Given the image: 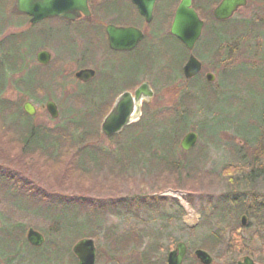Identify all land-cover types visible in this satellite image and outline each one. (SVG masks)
Segmentation results:
<instances>
[{
	"label": "trees",
	"instance_id": "trees-1",
	"mask_svg": "<svg viewBox=\"0 0 264 264\" xmlns=\"http://www.w3.org/2000/svg\"><path fill=\"white\" fill-rule=\"evenodd\" d=\"M15 2L16 0H0V35L11 25L20 26L23 20L29 21L27 15L17 11ZM195 7L203 17L199 6L195 4ZM205 21L204 32L207 34L204 33V37L213 36L216 41L212 42L210 47L206 46V53L209 52V55L203 59L216 60L218 47H224L228 48L226 54H221V60L218 58L221 61V66L218 68L220 75L228 67L248 66L244 63L231 65L230 61L226 63L229 54L235 51L232 46L238 44L247 26L242 32L231 19L219 22L212 17L210 21L207 19ZM262 27L264 28V24ZM33 32L30 28L21 33L8 34L0 42V123L5 129L13 131L9 136L5 134L1 136L0 155L4 153L8 157L18 158L21 163L23 161V165H18L19 168L13 167L15 169L11 170L0 166V192L9 199L10 205L19 211L35 213L37 217H44L50 221L49 225H51L44 232L46 235L52 234V237L48 238L45 248L49 245L53 249H60V243L64 242L61 233L67 230V227L73 229V235L67 240L69 242L85 237L97 238L98 233L103 230L105 241L111 251L120 253L129 249L135 241L139 244L143 238L138 233L113 230L112 227L105 225V221L109 216L133 217L138 216L139 209L146 211L155 209L153 198L147 195L119 194L123 181L131 180L130 176L135 170L133 168L147 165L149 169L154 167L159 170L164 169L155 174L156 179H160L165 173H173V176L185 182L190 181L191 184L195 182L197 188L206 186L210 188L211 182L216 178L220 179L217 182L227 184L228 189L216 201L214 211L208 213L211 220L220 222L223 227L217 225L212 228L213 231L200 243L192 244V249L216 250L219 247L231 257L230 260L221 263L220 258L216 256L218 260L212 264H237L236 257L240 255L254 257L249 248V241L239 232L241 228L239 219L245 214L248 217L247 227L254 225L257 234L261 237V249L264 253V192L260 191V184L264 185V99L261 113L257 111L251 113L256 129L242 133L224 129L217 134L218 136H207L203 135V131L197 128V123L194 121L195 112L197 117L199 114L193 89L195 86L204 85L205 94L212 97V89L209 87L214 88V86L200 75L188 81L184 79L180 84L181 87L177 88L180 90L178 106L174 104L162 107L145 115L148 106V102H145L143 111L144 108L146 110L141 118L127 126L121 133L108 137L114 145L107 147L98 125L108 109L109 100L102 101L100 98L92 97L99 95L93 90L91 81L81 82L80 87L83 89L72 96L73 101L80 102L79 106L86 108L76 109L73 110L74 112L71 111L72 114L69 112V116H62L53 127L45 124L35 125V117L24 111L21 104L23 95L43 101L45 97L44 99L35 97V91L41 87L42 89L48 87L47 82L53 76V72H49L51 64L39 66L32 64L31 60L40 48L30 47ZM261 35L264 37V29ZM169 36L183 46L186 51L185 59L188 55L187 48L170 32ZM257 47L258 49L253 47V50H248V53L264 60V40ZM198 56L202 58L201 55ZM184 59L178 74L170 67L156 69V72L161 76L165 75L169 81L174 80L182 74ZM146 62H150L146 64L147 66L151 65L152 59H147ZM249 66L256 69L252 65ZM257 78L264 82V66L257 69ZM135 81L129 86L124 85V89L118 91L130 90L136 84ZM221 83L222 81L219 85ZM8 87L14 88L19 95H22L19 100H11L4 95ZM113 94L109 97L111 98ZM88 98L92 100L88 102ZM85 100L88 103L93 101L98 105L84 104ZM193 129L199 132L201 138L204 136L202 140L207 139V143L198 142L190 151L179 149V140ZM222 134L229 135V141L225 146L231 153L232 159L237 162L238 174L225 171V175H219L216 167L206 172L200 167L208 156V152L205 154L202 150L207 146L209 149L211 143L220 142ZM235 139L241 144H235ZM201 172L207 176L205 177ZM190 173L193 175L190 176ZM33 175L40 183L36 180V182L32 181ZM169 179L173 180L171 177ZM43 183L51 186L49 188L52 189L46 188ZM53 188L73 189L79 193L67 196L61 193L64 191ZM108 192H114L110 198L100 196L107 195ZM90 193H97L98 196L84 195ZM68 214L70 218L67 217ZM69 219L71 222H68ZM230 219L233 221L230 222ZM254 219L255 223H253ZM11 221L12 218L6 216L0 224V260L11 264V255L14 251L29 253L28 256L34 251L48 255L43 245L39 248L30 246L20 223ZM226 225L229 229L225 227ZM160 234L162 232H158V239ZM154 242L156 243L149 245L146 254L149 255L151 250L159 248L157 245L159 240ZM24 245L34 251L27 252ZM188 255L185 260L187 262L192 251H189ZM65 256H70L74 261L76 259L70 246L66 249L62 248L58 262H63ZM260 263L264 264V260ZM190 264H199V262L194 257Z\"/></svg>",
	"mask_w": 264,
	"mask_h": 264
},
{
	"label": "rangeland",
	"instance_id": "rangeland-1",
	"mask_svg": "<svg viewBox=\"0 0 264 264\" xmlns=\"http://www.w3.org/2000/svg\"><path fill=\"white\" fill-rule=\"evenodd\" d=\"M90 1L94 15L89 19L83 18L82 20L71 22L61 18H52L34 25H31L29 21L23 20L21 22L23 23L22 25H11L0 35L1 42L3 37L8 34L21 33L22 31L32 28L34 35L31 34L30 47H40L31 60L34 66L42 65L37 59V54L40 49H47L52 53V60L49 63V65L51 64L49 72H53V76L48 82L44 80L48 83V87L43 86L44 89H42V87L37 89L34 95L39 99H44V97L45 99L39 101L36 98H29L23 95L21 101L22 106L28 99L36 104L37 113L34 115V124H45L53 127L62 116H69V112L71 113L73 110L86 108L79 106V104H81L80 102L72 100L73 94H77L83 89L80 87L82 81H79L76 76H74V73L81 67H91L97 71L96 77L91 80L90 83L99 97H92L100 98L102 101L109 100L108 109L99 120V130L101 129L104 116L110 111L114 104L115 96L121 92L118 91V89L123 90L124 85L129 86V84L136 79H138L135 81L136 84L130 90H133L141 82L148 80L155 91L153 98H151L147 104V111H145L146 109L144 108L145 113L144 111L143 113L145 115L162 107L174 104L178 106V92L180 90L177 88L181 87L180 84L185 79L182 75L183 73L181 72L182 74H180V76L169 81L165 75H159L156 69L170 67L176 74L180 73V64L185 57L186 51L176 39L169 36L171 19L174 16L175 9L180 0H174L173 2L172 0L158 1L155 20L150 24H147L144 19H139L138 15L132 11V6L129 5L130 0ZM105 2H109L105 5L107 10L120 7L122 20H129L145 31L146 39L135 51L117 52L111 51L108 48L103 32H105L106 25L116 18H114V15L111 17L104 14L102 6ZM217 2L218 0H194V3L199 6L204 19L209 21L213 17L212 9ZM169 11L171 13L168 19ZM231 20L234 21L235 26L238 25L237 27L240 28L242 32H244L245 26H247V30L244 34L239 31L243 36L239 39L238 44L232 46L235 51L229 54L230 56L226 63L228 64L230 61L231 65L244 63L248 66L238 65L232 68H223L225 70H222L223 72L220 75L218 68L221 66V61H219V59L221 60V54H226V49L228 48L218 47L216 55L219 59H203V57L209 55V52L206 53V46L210 47L212 45L211 43L216 41L213 36L207 35L204 37V35L207 34L205 32H203L201 40L198 42L199 45H196L194 51L204 65L200 76L205 78V74L208 71H211L216 76L213 82H208L205 79L214 86V88L209 87L212 89V97L205 94L204 85H200L199 87L195 86L193 89V96L197 102L196 107H198L199 114V117H197L195 112L194 117H196V119L194 121L197 123V128L203 131V135L205 134L207 136H218L217 134L224 129L239 133L247 130L250 132L257 128V126H254V118H252L253 116L251 113L254 111L261 113L262 111L261 106L264 95L261 96V94H264V82L257 78V69L263 68L264 60L254 56L252 53H248V50H253V47L258 49L257 46L264 40V37L261 35L264 29L262 27V24H264V0H249L247 6L240 9ZM115 22L120 24L119 20ZM241 22H243V24ZM259 50H261V47ZM198 54L201 55L202 58L199 57ZM188 56L189 51L183 64L187 61ZM147 59H152L151 65H146L150 63L146 62ZM249 65L256 67V69L251 68ZM185 80L188 81V79ZM221 81L222 83L219 85ZM84 93L88 94L86 91H84ZM111 94H113V96L110 98L109 95ZM4 95L11 100H19V97L22 96L19 95L14 88L10 89V87H8ZM47 97L58 103L61 111L60 117L56 119L52 118L47 108L43 106L48 99ZM90 100L92 99L88 98V102ZM88 102L85 100L83 103L86 104ZM92 102L88 103V105L96 104ZM97 105L98 104L95 106ZM193 131L198 132L195 129H193ZM12 132L13 131L5 129L0 123V139L4 134L9 136ZM102 139L107 147H113L114 142L109 141L105 135ZM181 139L178 142V147L183 150L180 146ZM202 139L204 140V136L201 138L199 134L198 142L207 143V139L205 141ZM228 141L229 135L222 134L220 142L211 143L209 149L207 146L202 150L205 154L208 152L207 158L200 166L202 171L205 170L203 172L216 167L219 175L224 174L225 171L229 173H239V171H236L237 162L232 159L231 153L225 146ZM234 143L241 144L238 139H235ZM10 161L13 163H8ZM148 164L150 165V163ZM18 165H23V161L21 163L18 158L8 157V155L4 153L0 155V166L2 168L11 170L16 167L19 168ZM242 167L245 169L247 168L243 165ZM133 169L135 170L132 171L134 174L130 176L131 180L128 179L123 181L122 189L119 194L147 195L153 198L155 209H149L147 211L139 209L140 212H138V216L133 217L109 216L105 221V225L119 232L134 231L142 236L143 242L141 241L142 243L140 242L138 244V241H135L134 245H131L129 249L117 253L111 251L110 247L107 246L103 230H101L97 238L93 237L97 249V264H166L169 251L174 249L179 241L186 242L189 251H192L193 256H190L188 262H184V264H190L195 257L192 244L200 243L206 235H209L213 231L212 228L217 225L223 227V224H220V222L213 219L211 220L208 213L214 211L216 201L220 198V195L228 189L227 184L217 182V180L220 181V179L216 178L214 180L215 182H211L210 188H208V186L197 188L195 182L192 184L190 181L185 182L173 176V173H168L169 175L165 173L160 179H156L157 177H155V174L164 169L159 170L155 167L149 169L147 165L142 168ZM198 172L199 171H197V173ZM203 172L201 173L206 177L207 175ZM191 175H193V173H190V176ZM169 177L173 180L170 181ZM35 180L40 183L37 177L33 175L32 181L36 182ZM190 180L192 181L195 179ZM43 185L48 189H52L49 188L51 186H47L45 183H43ZM260 188V191L264 192L263 184H260ZM53 190L64 191L61 193L67 196H72V193H79L73 191V189L64 190L63 188H53ZM113 193L114 192H108L107 195L104 194L100 196L110 198ZM84 195L98 196L97 193ZM206 213L207 218H205ZM54 215L56 216L57 213ZM6 216L12 218V223H20L22 229H24L25 238L28 229L31 227L41 231L46 239L42 247L44 251L48 253L47 255L43 252H35L34 250H29L26 248V245H24L27 252L34 251V253L28 256L29 253H16L14 251L11 255V264H78L76 256L75 261L70 256H65L63 262H58L62 248L66 249L70 246L72 250L74 244L78 241L77 239L70 242L67 241L73 235L72 228L67 227V230H63L61 233L64 242L60 243V249H53L49 245L45 248L44 246L48 238L52 237V234L46 235L44 232V230H47L51 225H49L50 221L46 220L44 217H37L35 213L31 214L30 212L19 211L17 208L10 205L9 199L4 197L2 192H0V224L2 223V219L5 220ZM67 217L70 218V215L68 214ZM239 220L241 224V218ZM232 221L233 219H230V222ZM68 222H71V219H69ZM253 223H255V219ZM225 227L229 229L228 225ZM239 230L240 235L245 240L247 239L249 241V248L254 256L253 258L258 263L262 262V260H264V253L261 249V237L257 234L256 227L254 225L250 227H243L241 225ZM158 232H162V234L159 235L160 239H158ZM155 240H159V243L157 242L159 248L151 250L149 255L146 254L149 245L156 243L154 242ZM207 251L214 257L215 262L218 260L216 256L220 258L219 262L221 263L231 259V257H228V255L224 253L222 248L218 247L216 250L208 249ZM243 256L244 255L237 256L236 260H240ZM31 257L34 260H32ZM198 262L202 264L200 261ZM0 264L6 263L0 260Z\"/></svg>",
	"mask_w": 264,
	"mask_h": 264
},
{
	"label": "water",
	"instance_id": "water-1",
	"mask_svg": "<svg viewBox=\"0 0 264 264\" xmlns=\"http://www.w3.org/2000/svg\"><path fill=\"white\" fill-rule=\"evenodd\" d=\"M157 0H133L138 6L147 22H151L154 7ZM193 0H181L179 3L173 23L171 33L180 39L191 51L183 73L186 78H193L202 70V62L195 56L193 50L202 35L204 21L193 7ZM247 0H222L214 9V16L217 20L231 18L241 7L246 6ZM16 6L19 12L30 16L31 23H37L45 18L61 17L75 20L82 14L91 15L88 0H17ZM109 45L114 50H132L144 38V33L140 28L129 26L119 27L110 24L106 28ZM37 59L41 64L47 65L51 61V54L47 50H41L37 54ZM96 74L93 68H83L76 72V77L80 80L88 81ZM215 75L212 72L206 73L208 81H214ZM154 91L148 82L142 83L134 92H122L114 102L110 112L101 123V132L107 136L119 134L125 127L138 121L141 117V107L144 100L149 101L154 96ZM46 108L52 118L59 117L58 105L55 101L49 100ZM23 108L27 114L34 116L37 113L36 106L31 101H26ZM199 140L196 131L187 132L181 142V148L189 151L194 148ZM247 215L241 216V224L247 225ZM27 239L33 246H41L45 239L41 232L30 228ZM73 252L78 257V264H96L97 253L93 238H83L73 247ZM188 252V246L184 241L176 244V247L168 253L167 264H183ZM196 257L202 264H212L214 257L206 250L198 248L194 251ZM237 264H258L251 256L246 255Z\"/></svg>",
	"mask_w": 264,
	"mask_h": 264
},
{
	"label": "flooded vegetation",
	"instance_id": "flooded-vegetation-1",
	"mask_svg": "<svg viewBox=\"0 0 264 264\" xmlns=\"http://www.w3.org/2000/svg\"><path fill=\"white\" fill-rule=\"evenodd\" d=\"M158 1H160V0H158ZM222 0H218V2L216 3L217 5L218 4H220V2H221ZM248 1L249 0H247V4H248ZM89 2H90V6H91V8H92V5H91V1L89 0ZM106 3H109V2H105L104 4H103V12H104V14L106 15V16H111V17H113V15L115 16L114 18H116L115 20H113V21H111V22H109L108 24H115V25H118V26H127V25H134V26H137L136 24H133V22H130L129 20H122V17H121V15H120V7L119 8H114V9H111V10H107V8H105V5H106ZM158 3V2H157ZM157 3L155 4V8H154V13H153V18H152V20H151V22H147L146 21V18H145V16L144 15H142L141 14V12H140V10H139V8H138V6L133 2V0H130V3H129V5H131L132 6V11L134 12V13H136L137 15H138V17H139V19H144V21L147 23V24H150V23H153L154 22V20H155V17H156V13H157ZM247 4H246V6H247ZM193 5L195 6V3H194V0H193ZM217 5H214L215 7L217 6ZM242 8H244V7H242ZM242 8H239L238 9V11L240 10V9H242ZM237 11V12H238ZM236 12V13H237ZM170 11H169V15H168V19L170 18ZM235 13V14H236ZM122 14V13H121ZM235 14H234V16H235ZM213 15V14H212ZM91 16H93V12L91 13V15H89V16H85L84 14H82V16L80 17V18H78L77 20H75V21H78V20H82L83 18H87V19H89ZM232 19V18H231ZM65 20H67V19H65ZM117 20H119L120 21V24H117L115 21H117ZM228 20H230V19H228ZM68 21H70V20H68ZM172 21H173V18L171 19V24H172ZM225 21V20H224ZM227 21V20H226ZM71 22H73V21H71ZM107 24V25H108ZM106 25V26H107ZM171 26V25H170ZM137 27H139V26H137ZM139 28H141V27H139ZM142 29V28H141ZM143 30V29H142ZM144 31V30H143ZM104 33V37H105V40L107 41V45H108V47H109V39H108V35H107V32H106V27H105V32H103ZM144 34H145V38L143 39V40H141L138 44H137V46L135 47V48H133L132 50H126V51H135L143 42H144V40L146 39V33H145V31H144ZM110 49V48H109ZM111 51H114V50H112V49H110ZM119 52V51H118ZM202 72V71H201ZM145 102V101H144ZM143 102V103H144Z\"/></svg>",
	"mask_w": 264,
	"mask_h": 264
}]
</instances>
